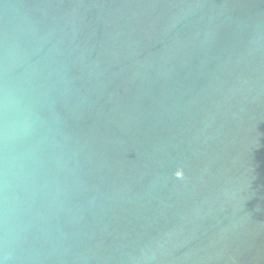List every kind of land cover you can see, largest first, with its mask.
<instances>
[{"label": "water", "instance_id": "95a60500", "mask_svg": "<svg viewBox=\"0 0 264 264\" xmlns=\"http://www.w3.org/2000/svg\"><path fill=\"white\" fill-rule=\"evenodd\" d=\"M0 264H264V0H0Z\"/></svg>", "mask_w": 264, "mask_h": 264}]
</instances>
